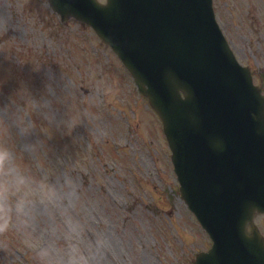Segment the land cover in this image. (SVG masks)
<instances>
[{"label": "rangeland", "instance_id": "374dc122", "mask_svg": "<svg viewBox=\"0 0 264 264\" xmlns=\"http://www.w3.org/2000/svg\"><path fill=\"white\" fill-rule=\"evenodd\" d=\"M213 4L264 88V0ZM117 58L47 0H0V264H192L210 247L160 117Z\"/></svg>", "mask_w": 264, "mask_h": 264}, {"label": "water", "instance_id": "95a60500", "mask_svg": "<svg viewBox=\"0 0 264 264\" xmlns=\"http://www.w3.org/2000/svg\"><path fill=\"white\" fill-rule=\"evenodd\" d=\"M49 2L91 24L160 113L181 195L214 240L194 264H264V95L212 0Z\"/></svg>", "mask_w": 264, "mask_h": 264}, {"label": "clouds", "instance_id": "9594fccd", "mask_svg": "<svg viewBox=\"0 0 264 264\" xmlns=\"http://www.w3.org/2000/svg\"><path fill=\"white\" fill-rule=\"evenodd\" d=\"M10 161V154L8 152V150L2 146H0V171H7L8 168V164ZM26 182V179L23 175H16L13 180H12V184L15 188L19 189L21 188ZM8 190V184L5 183L4 187H3V191L6 194ZM3 211H7L6 208L3 209Z\"/></svg>", "mask_w": 264, "mask_h": 264}]
</instances>
